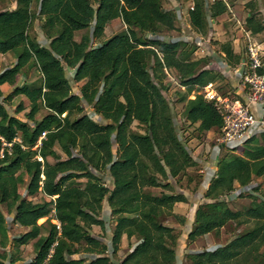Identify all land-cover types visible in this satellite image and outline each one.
Returning <instances> with one entry per match:
<instances>
[{"label":"trees","instance_id":"obj_1","mask_svg":"<svg viewBox=\"0 0 264 264\" xmlns=\"http://www.w3.org/2000/svg\"><path fill=\"white\" fill-rule=\"evenodd\" d=\"M191 1L190 24L202 35L209 33V19L228 11L223 0ZM16 3L15 10L0 11V54L16 58L12 67L0 73V243L3 246L9 239L1 208L5 205L15 213L14 223L26 229L13 239L14 245L20 248L35 241L34 259L19 264H178L176 229L162 217L174 216L185 225L187 219L175 214L174 208L187 204L188 198L164 182L197 162L179 136L166 97V70H175L188 88L181 98L184 119L199 124L201 133L219 135L224 120L215 105L203 95L190 96L194 87L214 84L220 74L203 67L204 59L193 60L192 52L181 49L185 42L164 40L165 32L177 30V15L165 9L162 0ZM256 6L247 4L251 12L246 24L253 35L264 32ZM39 18L48 44L29 35ZM117 20L126 31L100 40ZM77 32H85L79 41ZM221 52L228 65L240 67L243 57L231 43L221 45ZM32 66L42 75V85L20 84L23 71ZM70 76L83 83L80 94L73 91ZM6 84L29 100L27 122L10 113L11 97L2 90ZM86 105L102 122L84 114ZM41 108L49 113L37 120ZM135 123L145 128L143 133L133 129ZM242 149L240 155H217L216 172L204 193L207 202L197 208L188 240L194 243L219 234L232 222L248 228L224 245L188 254L190 264H264V197L250 194L262 191L255 180L264 178V139L260 143L253 137ZM101 173L112 179V188ZM25 175L27 196L41 193L50 201L22 199ZM81 180H86L84 187ZM237 184L244 190L237 198L249 194L252 201L246 209L234 211L227 198L236 192ZM150 189L163 191L154 195ZM105 201L115 220L112 248L91 233L94 226L106 228ZM41 219L46 222L39 224ZM123 237L137 243L116 262L112 256ZM82 252L91 256L74 258ZM7 261L8 254L0 252V264H16Z\"/></svg>","mask_w":264,"mask_h":264},{"label":"rangeland","instance_id":"obj_2","mask_svg":"<svg viewBox=\"0 0 264 264\" xmlns=\"http://www.w3.org/2000/svg\"><path fill=\"white\" fill-rule=\"evenodd\" d=\"M162 1L164 8L173 6L176 7V4H174V0ZM16 7V0H0V11H13L16 9ZM178 15L179 20L177 24V30L172 32H165L163 34L164 40L185 42L186 45H183L181 49L192 52L191 58L193 60L204 59V64L202 65L203 67H205L206 69H211L213 70V72L220 74L214 82V86L217 88L218 92L223 96L235 95V92L240 90L242 82L238 72H227L228 70L233 69V67L228 65V62L224 60V56L221 55L220 45L221 43L226 41H234L235 39L233 40V38H237V34L243 31V29H241L240 27L241 24L239 23V20L242 19L243 15L236 16L234 14V16L233 14H231L232 17L230 16V19L232 21H230V19L228 18H225L223 21L209 19L210 30L207 35L197 33L192 28L189 18L184 15H180V12ZM216 21L218 22V24L216 23ZM43 22L44 21L42 18L36 19L29 32V35L32 39H35L42 44H48L45 38V34L42 31ZM218 26H221V28L218 29ZM236 27H238V29H235ZM126 29L127 28L123 24V22L121 20H117L107 27L104 37L100 40H106L118 33L126 31ZM84 33L85 32H80L76 34V40H81V37ZM147 37L149 38V35ZM242 39V47L244 50L242 51L244 55V53H246V46L244 44L245 38L242 37ZM260 41H264V37L260 38ZM15 62L16 58L14 54L0 55V73L12 67ZM42 83V75L34 66L25 69L20 77V84L37 87L42 85ZM70 84L73 87V91L77 94H80L83 83H75L70 76ZM187 92L188 88H184L183 84H181V81L179 80V84L169 83V89L166 93V97L170 101L171 107L173 109L179 136L183 141L186 142L188 148L192 152V156L197 162V165L193 168H190L186 173L181 174L177 178H170L168 181L164 182V184L170 183V185H172L173 192L184 193L189 197L188 203L186 205L181 206L180 208L175 210L178 213L187 214L188 221L185 225H181L180 223H178L177 219L174 216L165 215L162 217V221L166 225L176 229L178 235V245L176 247L178 264H190V261L187 259L188 254L224 245L230 242L236 235L244 232L248 228L246 225L238 226L237 223L232 222L224 227L219 234H212L211 236H208L206 238H200L194 243H190L188 240V234L192 227V223L189 220L192 219L195 209L207 202V200L204 198L203 191H205L206 187L210 185V176H212L213 170L217 164L215 156L219 154L221 156L239 154L233 153L231 151L232 149L228 147L225 149H220V151L218 152L219 146L217 139L220 136L218 133L214 131L201 133L199 131V124L191 125L184 119L183 110L185 104L181 102V98ZM200 92V87H194L190 98L193 99L194 96L199 95ZM4 93L6 96L11 97L9 103L10 113L16 115V117L21 119L22 121L27 122L28 120L26 118V115L30 112L29 100L25 96L15 94V90L12 87L4 88ZM19 109L22 110L19 111ZM48 113L49 112L46 109L41 108L39 114L37 115V120H41ZM84 114L91 116L96 121L102 122V119L95 114L94 108L91 106L86 105ZM133 129L135 131L143 133L145 128L139 126L138 123H135L133 125ZM100 176L103 177L107 186H109L110 188L113 187L112 179H110L107 173H101ZM23 179L24 182L20 185V193L23 196L22 199L25 198L28 200H32L35 203L50 201L48 197L44 196L41 193L37 194L34 197L27 196L26 187L29 178L25 175L23 176ZM255 182L262 186V191L257 193L251 192L250 194L254 195L258 199H263L264 178L256 179ZM80 184L82 185V187H84L86 184V180H81ZM150 191L154 195H160L163 189H150ZM240 193L242 192H235L231 197L227 198L229 200L228 204L230 208L234 211L246 209L252 201V198L251 196H249V194L242 198H237ZM1 208L6 215V219L8 222L9 239L3 246L0 243V252L8 254L7 263L12 260H14L16 264L32 261L35 257V241L30 243L29 245L17 248L13 243V239L23 234L26 229L14 223L15 213H9L7 206L3 205ZM102 216L106 222L105 230H102L101 227L94 226L91 229V233L95 237L107 243L109 247L112 248L111 241L113 237V229L115 227V220L110 214V208L107 204V201L104 202ZM45 222L46 219L39 222V224H43ZM52 222L54 224H57L56 221ZM136 243V239H127L126 237H123L118 253L112 256L114 261L119 262L124 259L133 250ZM90 256V254L82 252L74 256V258H89Z\"/></svg>","mask_w":264,"mask_h":264},{"label":"built area","instance_id":"obj_3","mask_svg":"<svg viewBox=\"0 0 264 264\" xmlns=\"http://www.w3.org/2000/svg\"><path fill=\"white\" fill-rule=\"evenodd\" d=\"M238 73L245 101L240 100L237 94L221 95L212 83L201 88L199 94L215 105L224 120L222 133L217 139L218 146L228 147L240 155L247 140L264 133V114L259 115L251 108L264 102V41L248 42L246 57ZM166 75V82L179 84V76L174 70H166ZM45 136L46 133L40 138L39 145ZM39 160L43 161L42 158Z\"/></svg>","mask_w":264,"mask_h":264},{"label":"crops","instance_id":"obj_4","mask_svg":"<svg viewBox=\"0 0 264 264\" xmlns=\"http://www.w3.org/2000/svg\"><path fill=\"white\" fill-rule=\"evenodd\" d=\"M212 3L215 1V0H210ZM226 4H227V6H228V11L225 13V14H223V15H221V16H219V17H217L216 19H212V20H218V21H223L225 18H228V19H230V16H231V14H235L236 16L237 15H239V16H241V15H243L242 16V19L241 20H239V23L241 24L240 25V27H241V29H243V31H241V32H239L238 34H237V38L236 37H234L233 38V40L234 41H226V42H223V43H221V45H223V44H225V43H231V45H232V47H233V50H234V52L237 54V55H241L242 57H243V59L246 57V53H244V55H243V47H242V37L243 38H245V41H244V44H245V46H246V51H247V45H248V42L250 41V40H256V41H260V38H263L264 37V32L263 33H261V34H258V35H253L249 30H248V28H247V24H246V19H247V17L249 16V13L251 12V9L250 8H247V4L248 3H250V2H255L256 4H257V6H256V14H257V16H258V18L261 20V22L264 24V0H223ZM174 4H176L175 6L176 7H169V8H166L165 7V9H167V10H172V11H174L175 13H176V15H177V24H178V18H179V12H180V15H184V16H186L187 18H189V11L191 10V9H193V6H194V3H193V1H191V0H174ZM178 6V7H177ZM234 15V16H235ZM232 17V16H231ZM189 20H190V18H189ZM230 21H232L231 19H230ZM216 23L218 24V22L216 21ZM219 28H221V26H218V29ZM107 29V28H106ZM235 29H238V27H236ZM78 33H80V32H77L76 34H78ZM107 40V39H106ZM260 42H262V41H260ZM221 45H220V53H221V55H223L224 57H225V54H223L222 52H221ZM243 50V51H242ZM1 55V54H0ZM225 60V59H224ZM233 71H235V72H239V67H237V68H233V69H230V70H228L227 72L229 73H231V72H233ZM239 74V73H238ZM238 78V77H237ZM6 87H10L8 84H6V85H4L3 87H2V90H3V92H4V88H6ZM237 94V96H238V98L240 99V100H242V101H245V94H244V91H243V88H242V85H241V87H240V90H238V91H236L235 92V95ZM252 110L254 111V112H256L257 114H264V102L263 103H261V104H257V105H253L252 107ZM263 136H264V133L263 134H259L257 137H255L260 143H263ZM220 150L218 149V152H219ZM217 157V155L215 156V158ZM216 167L214 168V170H213V173H215L216 172ZM208 187L209 186H207L206 187V189H205V191H203V193H205L206 191H207V189H208ZM244 190L243 189H241L240 188V186L237 184L236 185V192H243ZM169 193V192H168ZM184 194V193H183ZM185 195V194H184ZM188 199H189V197H188V195H185ZM202 196H203V194H202ZM184 205H186V204H178L175 208H174V213L175 214H179V215H181V216H183V217H185V218H187V214L186 213H178L177 211H175L176 209H178V208H180L181 206H184ZM196 210H197V208L195 209V212H194V214H193V216H192V219L191 220H189V221H191V226H193V223H194V218H195V213H196ZM187 221H188V218H187ZM187 223V222H186ZM192 228V227H191ZM209 236H211V235H209ZM208 237V236H207ZM206 238V237H205Z\"/></svg>","mask_w":264,"mask_h":264},{"label":"bare ground","instance_id":"obj_5","mask_svg":"<svg viewBox=\"0 0 264 264\" xmlns=\"http://www.w3.org/2000/svg\"><path fill=\"white\" fill-rule=\"evenodd\" d=\"M44 220H45V219H41L40 222H41V221H44Z\"/></svg>","mask_w":264,"mask_h":264}]
</instances>
